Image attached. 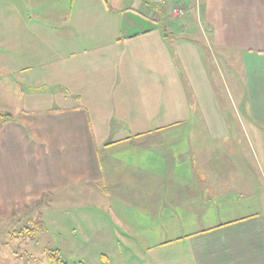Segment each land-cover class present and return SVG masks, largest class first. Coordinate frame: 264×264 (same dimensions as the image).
<instances>
[{
    "label": "crops",
    "instance_id": "1",
    "mask_svg": "<svg viewBox=\"0 0 264 264\" xmlns=\"http://www.w3.org/2000/svg\"><path fill=\"white\" fill-rule=\"evenodd\" d=\"M135 1L0 0V217L47 199L103 264H264V0Z\"/></svg>",
    "mask_w": 264,
    "mask_h": 264
},
{
    "label": "rangeland",
    "instance_id": "2",
    "mask_svg": "<svg viewBox=\"0 0 264 264\" xmlns=\"http://www.w3.org/2000/svg\"><path fill=\"white\" fill-rule=\"evenodd\" d=\"M137 3L135 0H126L125 6L136 8ZM141 12L146 14L143 8ZM167 13L171 20L174 12ZM172 21L176 24L182 22L180 17ZM2 83L0 97L4 96L2 93L8 91L6 82ZM4 103L0 99V110L4 108ZM47 202V199H42L15 209L9 217H0V264H51L49 255L52 251H58L60 259L69 264H103L97 242L93 240L84 242L79 234L74 238L68 231L69 229L73 232L74 225L68 221L66 209L58 206L46 209L44 206ZM41 211L43 217L40 216ZM46 218H50L52 223ZM31 220L42 221L45 230L36 232L34 237L19 235L26 227H33Z\"/></svg>",
    "mask_w": 264,
    "mask_h": 264
},
{
    "label": "trees",
    "instance_id": "3",
    "mask_svg": "<svg viewBox=\"0 0 264 264\" xmlns=\"http://www.w3.org/2000/svg\"><path fill=\"white\" fill-rule=\"evenodd\" d=\"M161 15V14H160ZM164 23H162L163 25ZM1 119H6L9 118V115L7 114H0ZM33 227H26L25 229L21 230L19 232V235H22L24 237L31 236L34 237L36 232H42L45 230L44 225L42 224V221H37V220H31L30 221ZM49 261L51 264H69L67 262H63L60 257H59V252L58 251H52L49 255ZM76 264V263H74Z\"/></svg>",
    "mask_w": 264,
    "mask_h": 264
},
{
    "label": "built area",
    "instance_id": "4",
    "mask_svg": "<svg viewBox=\"0 0 264 264\" xmlns=\"http://www.w3.org/2000/svg\"><path fill=\"white\" fill-rule=\"evenodd\" d=\"M155 2L161 6L166 5V0H155ZM174 16L175 17H183L184 16V11L182 9H174Z\"/></svg>",
    "mask_w": 264,
    "mask_h": 264
}]
</instances>
